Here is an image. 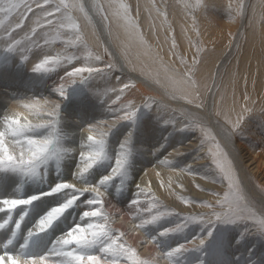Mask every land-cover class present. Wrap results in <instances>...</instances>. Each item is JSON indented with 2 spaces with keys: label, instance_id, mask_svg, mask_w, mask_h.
<instances>
[{
  "label": "rangeland",
  "instance_id": "rangeland-1",
  "mask_svg": "<svg viewBox=\"0 0 264 264\" xmlns=\"http://www.w3.org/2000/svg\"><path fill=\"white\" fill-rule=\"evenodd\" d=\"M123 2L130 7V15L133 22L138 26L137 32L139 37L143 38V42L137 36H130L121 26V22L112 20L111 10H109V21L104 20L103 14L97 11L96 6L103 4L107 8L108 0H90V8L102 23V29L109 41L117 49L116 57L108 49L109 46L99 38L86 6L90 23L79 12L74 14L81 24L83 34L89 45L88 49L81 47L79 51L71 46H66V40L75 38L67 30H65L67 34H61L59 38H56L54 31L47 28H36L35 33L31 31L36 26L37 16L40 15L35 11L34 0H27L34 11L27 13L24 17L23 28L14 31V39L22 41L23 46H17L16 50L8 51L6 50L8 33L4 31V28H14V25L19 22L20 16L18 13H13L5 19V14H0V20L4 21V25L0 26V69L10 67L16 61H18L16 66L24 69L27 62L34 60L36 64L43 59L45 54L56 55L61 53L67 57L74 54L79 57V61L72 60L71 63L66 60L50 73L33 71L36 77H51L52 84H57L65 75V71H70L72 67L88 64L86 60L88 51H93L94 54L98 53L102 56L103 63H96L94 66L103 67L109 62L114 64V68L109 73L93 77L86 84L71 85L67 91L71 89L72 92L63 98L60 110L62 114L61 127L65 135L64 143H69L68 145L74 146V148L78 142L69 141L67 131L69 119L65 120L67 119L66 108L69 104L79 102L93 104L98 108V114H103L101 118L98 117V121L111 122L112 113L107 108L108 105H112L113 101H115L114 107L116 108H121L127 104L128 101L123 100L126 96L134 97L129 101L137 106L145 102V98H147L148 103L155 101L153 108L144 109L141 107L138 110L135 123L120 121L116 124L107 139V151L110 158L95 165L87 174L86 181L95 183L94 178L96 176L100 178L109 173L115 152L119 149L120 143L131 132V141L127 145L131 150L127 179L124 180L123 186H120L121 178L115 177L112 180L114 183L111 181L105 189L114 191L115 196L124 202H130L137 198L136 194L139 191L137 184L140 182L134 180L136 177L135 166L140 163L141 165L138 166L144 174L143 181L140 183L141 187L151 190L159 204L164 206L161 207V211L169 210L179 214V216L166 217L154 224L153 227L155 226L157 231L163 230L164 226L165 228L174 227L179 223L181 217L189 214L206 213L208 210L201 206L200 201L214 202L218 196H222L227 190L226 182L219 178L215 181L210 179L215 175V166L212 164L208 149H214L215 142L209 140L203 145L202 150L201 140L204 138V132L201 131V128L206 129L211 135H215L216 132L201 109H209L211 116H214L212 118L215 124L220 128L225 122L224 113L231 115L234 120L236 113L240 112L242 107L252 109L242 126V130L232 136L231 140L234 143L233 147L236 145L242 155V173L245 174L248 185L253 191L264 196V191L258 187V185L264 186V173L257 171L254 167L259 160L264 159V112H262L264 109V19H262V11L264 10L260 6V0H244L246 5L244 14L235 20L229 18L227 8L229 0H202L209 5H215V7H209L207 10L200 6L186 10L178 0H154V3L153 0H123ZM189 2L193 5L197 4V0H189ZM23 11V8L18 10V12ZM160 13H164V15ZM173 39L176 43L174 48L172 47ZM46 40L50 41L47 45L45 44ZM194 45L204 48L206 54L203 56V62L197 66L194 77L200 84L199 100L189 104L187 100L173 93L167 77L172 75V69L178 72L185 70L180 63V57L186 58L191 63L193 54L196 52ZM22 56H26L28 59L24 60ZM120 65L128 72L142 76L144 80L153 84L158 92L152 90L144 92L143 88L139 87L141 85L133 77L121 71ZM125 83H134L135 88L126 90V93L124 92L121 99L117 101L116 96L120 94L118 90ZM108 89H116L117 91L115 93L109 91L107 95H104ZM138 92L140 93L138 94ZM174 95L175 98H173ZM245 97L248 99L246 100ZM51 98L56 100L58 96L54 93ZM198 103L202 107L197 108L196 104ZM72 117L77 118L79 114L72 113ZM91 123L96 122L88 119V122L82 123V128ZM104 127L106 128L107 125ZM82 128L78 127V129ZM190 142H192L191 145ZM225 151L228 150L225 149ZM253 156L256 160L252 159ZM229 158L232 159L231 155ZM166 160L171 161V165L162 163ZM99 164L100 166H98ZM261 166L264 169V165ZM150 167L152 168L150 169ZM49 168L46 179L24 181L32 186L40 185L43 187L40 191L30 193L31 195L47 192L57 182L49 179L50 173H54V170L56 172L54 175L58 174L56 168L53 165H50ZM189 168L191 171L187 170ZM93 170L99 174L96 175ZM236 170L241 178L239 169L236 168ZM0 174L9 175L21 181V178L14 173ZM170 182L171 188L168 187ZM243 190L250 204L256 209L264 206L250 190L244 186ZM59 195L45 196L34 201L30 211L34 207L37 209L46 207L45 210L48 211L51 207L64 202L66 197L63 194ZM90 196V193L81 196L77 203L67 209L53 223L49 230L56 232L53 228L62 224V219L70 214L71 220L80 221L82 212L90 210L88 205H85L87 198H92ZM182 197L189 200L195 198L197 202L195 204L185 203ZM139 199L142 206L147 207L145 203L148 202L149 197L141 195ZM105 211L108 213L106 209ZM133 215L135 216V213L129 218V223L121 225L118 215L111 214L112 226L118 221L114 228L125 233L123 242L135 248L140 258L144 256L142 259H153L155 264H169L167 259L162 258V252L186 241L190 242L189 245L191 246V243H198V241H192L194 236L204 237L206 235L207 240L204 247L200 250H190L184 253L183 256L177 258V264H199L201 261L203 264H264V236L255 233V229L248 222L240 221L231 224L216 222L211 226V235H208L209 225L192 223L181 232L171 233L168 234L169 236L160 238L157 235L160 248L157 251H150V253L144 248V242L138 240L140 242L134 245L129 239V241L126 239V232H129L128 228L135 221ZM141 218L147 219L149 217L142 215ZM84 222H88L87 218ZM11 227H14V223H10L8 228L0 229V233L4 232L5 234H2L4 236L0 234V241H4L10 236ZM25 230L26 228L22 229V231ZM42 238L36 237L31 242V247L40 244L39 241ZM120 264H126V261L121 260Z\"/></svg>",
  "mask_w": 264,
  "mask_h": 264
},
{
  "label": "snow or ice",
  "instance_id": "snow-or-ice-1",
  "mask_svg": "<svg viewBox=\"0 0 264 264\" xmlns=\"http://www.w3.org/2000/svg\"><path fill=\"white\" fill-rule=\"evenodd\" d=\"M34 2L35 11L40 15L36 18V26L31 30L33 33L36 32V28H47L54 31L56 38H59L61 34H67L65 33L67 30L75 38L66 40V46H71L76 51H79L81 47L89 48L81 24L74 15L79 12L89 23L91 22L83 0H34ZM178 2L186 10L197 6L205 10L209 7H215V5H209L202 0H197L196 5L191 4L189 0H178ZM260 6L264 10V0H260ZM96 7L97 11L103 14L105 21H109V10H111L112 20L121 22V26L130 36H137L143 42V38L139 37L137 32L138 26L133 22L130 15V7L123 0H108L107 8L103 4ZM245 7L244 0H229L227 5L229 18L235 20L242 16ZM21 8L24 11L18 12ZM33 11L32 5L28 4L27 0H0V14H5V19L13 13H18L20 16L19 22L14 25V28H4V31L8 33L6 50L14 51L17 46H23L22 41L14 39V31L23 28L24 17ZM157 11L159 12V9ZM160 14L164 15V13ZM262 19H264V11H262ZM3 25L4 21L0 20V26ZM48 43L50 41L46 40L45 44ZM175 46L176 43L173 39L172 47ZM195 47L196 52L193 54L191 63L184 57L179 58L185 70L178 72L172 69V75L167 77L173 93L187 100L189 104L199 100L200 84L194 77L197 66L203 62V56L206 54L204 48ZM173 55L175 54L173 53ZM22 59L27 60L28 57L22 56ZM79 59L74 54L71 57L61 53L56 55L45 54L43 59L32 67V71L50 73L66 60L71 63L72 60L79 61ZM86 60L88 61L86 66L72 67L70 71H65V75L61 77V83L53 89L58 99H32L28 102L22 100L19 101V105L26 112L13 111L0 117V173H14L21 178V181L44 180L50 165L60 171L64 159L68 158L74 151L78 153V163L73 172V180L58 181L47 192L30 196L17 195L20 192L19 187L11 195L0 196V213L7 216L0 223V229L8 228L10 223H14V227L10 228V236L0 242V264H120L121 260L126 261V264H155V260L141 259L135 248L123 242L125 233L112 226L111 214L105 211L106 186L115 177L121 178L120 186H123L124 180L127 179V167L131 155V150L127 145L131 141V132L124 138L119 149L115 152L114 163H112L109 173L101 176L95 183L86 181L87 174L95 165L110 158L107 151V139L116 124L120 121L135 123L138 110L141 107L144 109L153 108L155 101L148 103L147 98H145V102L139 106L128 101L121 108L114 107L115 101H113L112 105H108L107 108L112 113L111 122L96 121V123L89 124L85 132L81 134L79 148L65 144L60 108L68 88L76 83L86 84L93 77L109 73L114 68V64L111 62L104 64L103 67L94 66L96 63H103V59L100 54H94L93 51L87 52ZM132 88H135L134 83L123 84L118 90L120 94L116 96V100H120L124 92ZM109 91L115 93L117 90L108 89L104 95H107ZM245 99L248 98L245 97ZM196 107L200 108L202 105L198 103ZM251 111L252 109L248 107H242L241 111L236 113L234 120L231 115L224 113L225 122L215 135H211L206 129L201 128V131L204 132V138L201 140L202 150L203 145L209 140L215 142L214 149H208L212 164L215 166V175L210 179L215 181L219 178L226 182L227 190L222 196H218L214 202L200 201L201 206L208 210L206 213L189 214L181 217L179 223L174 227L164 228L158 233V236L163 237L171 233L181 232L192 223L209 225L208 235H211V226L216 222L231 224L240 221L248 222L255 229V233L264 236V206L256 209L250 204L244 193L243 182L236 170L234 161L229 158L230 153L225 151L228 141L242 130V126ZM105 125H107L106 128ZM162 163L171 165L172 162L166 160ZM187 170L191 171L190 168ZM78 185L83 186L78 187ZM168 187L171 188V182ZM258 187L264 191V186L258 185ZM137 188L139 190L136 194L137 198L130 201L135 209L134 218L140 219V223L135 225L136 228L145 230L148 225L157 224L166 217L179 216L173 211H161V207L164 206L159 204L149 188L141 187L140 184H137ZM85 193H90L92 198L85 201L90 210L82 212L80 217L82 222L74 224L66 232L50 241L43 250L34 251L31 242L47 232L53 223ZM56 194H63L66 197L64 202L51 207L24 234L21 225L33 202L42 197ZM141 195L149 197L147 207L142 206L139 199ZM182 199L185 203L195 204L197 202L195 198L189 200L182 197ZM18 209H22V211L19 213V218L14 219L13 213L17 212ZM142 215L149 218L142 219ZM86 218L88 222H84ZM20 240L23 242L20 243ZM206 240L207 236H194L192 241H198V243H191L189 246L190 242L186 241L162 252L161 256L167 259L169 264H177L178 257L190 250L202 249ZM151 242L159 247L157 236H151ZM16 244H19L18 248ZM199 264H203V262L201 261Z\"/></svg>",
  "mask_w": 264,
  "mask_h": 264
},
{
  "label": "bare ground",
  "instance_id": "bare-ground-1",
  "mask_svg": "<svg viewBox=\"0 0 264 264\" xmlns=\"http://www.w3.org/2000/svg\"><path fill=\"white\" fill-rule=\"evenodd\" d=\"M84 3V1H83ZM85 5V3H84ZM86 6V5H85ZM90 15L92 17V20L95 24L97 33L99 38L105 43V44H109L107 47L108 49L111 51V53L113 54V56L116 57L117 54V49L115 48V46L109 41L108 36L106 35V33L104 32V30L102 29V26L99 23V19L98 17L96 18V16L94 17L92 15V13L90 12ZM96 18V19H95ZM56 45V44H55ZM101 50H102V46H101ZM17 60V59H16ZM15 62V61H14ZM18 62V61H16ZM14 63V65L10 66V67H4L0 69V117H2L5 114H9L13 111H22V112H26V110H24L20 105H19V101H25L28 102L32 99H36V100H43L45 98H48L50 100H52L51 96L54 94L53 93V89L55 87H57L61 81H57V84H52V79L51 77H45V78H39L36 77V74L33 73L32 71V67L35 65L34 60H30L29 62L26 63L24 69H20L18 68V66H16L18 63ZM121 67V71H123L124 73H126L127 75L131 76L134 78V80H136L141 86V89L145 92L146 90L149 91H156L158 92L157 88L151 84L149 81L144 80V78L138 74H135L133 72H128L122 65H120ZM123 73V74H124ZM55 75V74H54ZM61 80V79H60ZM137 84V85H139ZM76 85V84H75ZM136 91V90H135ZM72 90L70 89L69 91H67V94L71 93ZM134 92V90H133ZM160 92V91H159ZM126 93V92H125ZM135 93V92H134ZM133 93V94H134ZM140 92H138L139 94ZM137 94V97H138ZM125 96V95H124ZM136 97V98H137ZM142 97V96H141ZM159 97V96H158ZM134 99V97L131 96H126L123 100H127L129 101L130 99ZM139 98V97H138ZM165 98V97H164ZM58 99V98H57ZM168 99V98H167ZM83 101V100H82ZM63 104V103H62ZM99 105V104H98ZM67 111V119L68 120V127H67V131H68V135H69V141L70 142H78V144L75 145V148H79L80 146V137L81 134L85 132V130L87 129L86 126H83L82 128V123L83 122H88V119H92L98 121V117H102V115H99L98 112V108L96 106H94L93 104H88V103H73V104H69L66 108ZM102 112V111H101ZM201 112H203L207 119L209 120V122L211 123V125H213L215 132L220 129L219 126H217V124H215L214 119L211 116L212 114H210L211 112H209V109H201ZM72 113H77L79 114V117L77 118H73L72 117ZM107 115V114H106ZM105 117V116H104ZM30 119H32V117H29ZM71 118V119H70ZM66 124V123H65ZM79 125V126H78ZM78 127H81L82 129H78ZM84 127H86L84 129ZM152 131V130H151ZM156 131V130H155ZM158 138V137H157ZM219 138V137H218ZM142 139V138H141ZM68 141V142H69ZM155 141V140H154ZM190 141V140H188ZM140 142H142V140H140ZM194 142V141H193ZM192 142H190L191 145ZM69 144V143H68ZM67 144V145H68ZM113 144V142H112ZM146 144V142H145ZM158 144V143H157ZM160 144V143H159ZM194 144H196L194 142ZM71 145V144H70ZM74 145V144H73ZM111 145V144H110ZM152 145V143H151ZM189 145V144H188ZM234 143L233 141L230 139L227 143V150L231 155V158L234 161L235 167L237 169H239L240 173H241V180L243 182V186L245 188H247L248 190H250L256 197H258L260 199V201L263 203L264 205V196L260 193H257L255 191H253L251 189V187L248 185L246 178H245V174L242 173V155L240 153V150L236 147H233ZM72 147V146H71ZM74 147V146H73ZM148 152V151H147ZM145 152V153H147ZM253 160H256V158L253 156L252 157ZM259 160V159H258ZM77 163H78V153L77 152H72L70 154V156L66 159H64V161L62 162L60 171H57V175H54V173H50L51 177L49 178L50 180H55V181H61V180H68L71 181L73 180V172L76 170L77 167ZM114 163V161H113ZM135 163V162H134ZM198 163V162H197ZM138 165H141L140 163H137ZM264 165V159L259 160L256 165L254 166L256 168L257 171L259 172H263L264 173V169L263 166ZM136 165L135 169V181H138L140 183H142L141 181H143V172L142 169L140 168V166ZM100 166V164L98 165ZM156 166V165H155ZM53 168V167H52ZM152 167H150L151 169ZM50 169V168H49ZM96 169V168H95ZM164 169V168H163ZM162 169V170H163ZM92 170V169H91ZM49 171V170H48ZM161 171V170H160ZM94 173L99 174L98 172L94 171ZM92 172V173H93ZM129 173V172H128ZM102 174V173H101ZM152 174V172H151ZM150 174V175H151ZM13 175V174H12ZM90 175V174H89ZM158 175V173H157ZM17 176V175H16ZM133 177V176H132ZM151 177V176H150ZM156 179V177H153V179ZM91 179V178H90ZM147 179V178H146ZM151 179V178H150ZM95 181H98L99 178L96 176L94 178ZM133 180V181H134ZM20 182V183H19ZM114 183V181H112ZM91 183V182H90ZM139 183V184H140ZM149 183V182H148ZM152 183V182H151ZM145 184V183H144ZM203 184V183H201ZM110 185V184H109ZM114 185V184H113ZM131 185V184H130ZM83 185H78V187H82ZM20 188V192L17 193V195H21V196H30V193L36 192V191H40L41 187L39 186H32L30 184H28L27 182L24 181H20L16 178H13L11 176H5L0 174V196H6V195H11L15 192V190L17 188ZM35 187V188H34ZM109 187V186H108ZM111 187V186H110ZM113 187V186H112ZM128 187V186H127ZM132 187V186H131ZM38 188V189H36ZM130 188V187H128ZM133 188V187H132ZM121 189V188H119ZM114 190V189H113ZM111 191V190H110ZM108 191L107 189H105L106 192V204H105V209L107 210V212L109 214H114V215H118L119 217V221L121 223V225H124L125 223H129V218L132 216L133 213H135V209L132 207V205L130 204V202H124L123 200H121V198H118L115 196V194L113 193L114 191ZM62 195V194H60ZM59 195V196H60ZM122 195V194H121ZM134 195V194H133ZM58 196V197H59ZM56 197V196H55ZM91 197V196H90ZM125 197V195H124ZM128 197V196H127ZM57 198V197H56ZM126 198V197H125ZM55 199V198H54ZM64 199V197H63ZM83 199V198H82ZM88 199V198H87ZM51 200V199H50ZM53 200V198H52ZM62 200V198H61ZM143 200V199H141ZM147 200V199H146ZM54 202V201H53ZM83 202V201H82ZM35 203V202H34ZM39 203V202H38ZM77 203V202H76ZM145 203V202H144ZM84 204V203H83ZM147 204V203H145ZM86 205V203H85ZM83 206V205H82ZM34 207V206H33ZM87 207V206H86ZM31 208V207H30ZM30 208L28 210L27 215L25 216V219L21 225V228L24 229L26 228L24 232V234L27 233V230L29 228H31L36 221L40 218V216L44 215L47 211L45 210L46 207H44L43 209H37V207H34L32 209V211H30ZM85 208V207H84ZM89 208V207H88ZM41 210V211H40ZM20 211H22V209H18L17 212L13 213V217L14 219H18L19 218V213ZM134 216V215H133ZM71 214L65 216V218L62 219V224H58V226L56 225L53 230H56V232H52L50 230H48L47 232L41 234L39 237H43L42 240L39 241L40 244H37L36 247H33L32 249L34 251H41L44 248H46L50 241L54 240L57 236L61 235L62 233L66 232L68 228L72 227V225H74V223H80L82 222L81 220H74V219H70ZM7 216L4 213H0V222H3L4 219H6ZM115 218V217H114ZM144 219V218H142ZM132 221V220H131ZM118 222V221H117ZM116 222V224H117ZM140 223V219H135L134 223L128 228L129 232H126L127 235V240L129 239L132 243L138 244V242H144V248L147 249V252L149 250L150 251H154V250H159V247L151 242V236H157L158 233L160 231H157V228H155V226L153 227V225H149L145 228V230H141L139 228H136L135 225ZM116 224L114 226H116ZM53 226V225H52ZM113 226V227H114ZM128 226V225H126ZM120 227V224H119ZM159 227H161L159 225ZM165 228V226H164ZM121 229V228H120ZM123 230V229H122ZM160 230V228H159ZM1 235L4 234V232L0 233ZM5 235V234H4ZM2 235V236H4ZM177 235V234H176ZM169 236V235H168ZM207 236V235H206ZM1 237V236H0ZM158 237V236H157ZM160 238V236H159ZM166 238V237H165ZM164 238V239H165ZM170 238V237H169ZM175 238V237H174ZM163 239V240H164ZM128 240V241H129ZM140 240V241H138ZM166 240V239H165ZM172 240V239H171ZM180 241V239H179ZM183 241V240H182ZM2 242V241H0ZM171 242V241H170ZM175 242V240H174ZM20 243H22V241L20 240ZM19 244H16V247L18 248ZM168 245V244H167ZM164 246V245H163ZM190 246V245H189ZM137 247V245H136ZM38 248V249H37ZM143 248V247H142ZM162 248V247H161ZM162 251V250H161ZM151 253V252H150ZM155 253V252H154ZM153 254V253H152ZM151 254V255H152ZM159 256V255H158ZM144 257V256H143ZM142 257V258H143ZM154 257V256H153ZM141 258V259H142ZM153 260V259H152ZM182 261V260H181ZM236 261V260H235ZM157 262V261H156ZM183 262V261H182ZM253 262V261H252ZM157 264V263H156Z\"/></svg>",
  "mask_w": 264,
  "mask_h": 264
},
{
  "label": "water",
  "instance_id": "water-1",
  "mask_svg": "<svg viewBox=\"0 0 264 264\" xmlns=\"http://www.w3.org/2000/svg\"><path fill=\"white\" fill-rule=\"evenodd\" d=\"M84 3H85V5H86V8H87V10H88V12H91L92 13V15L94 16L95 14L93 13V11H92V9L90 8L91 7V5H90V0H84ZM96 16V15H95ZM94 16V17H95ZM96 18H97V16H96ZM95 18V19H96ZM100 22V21H99ZM98 24H100L101 26H103L102 25V23L100 22V23H98ZM109 45V44H108ZM222 63V61L220 62V64ZM219 64V65H220ZM219 65H218V67H219ZM217 69V68H216Z\"/></svg>",
  "mask_w": 264,
  "mask_h": 264
}]
</instances>
